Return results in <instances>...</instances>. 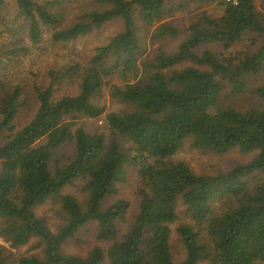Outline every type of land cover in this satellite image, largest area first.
Segmentation results:
<instances>
[{
	"label": "trees",
	"instance_id": "1",
	"mask_svg": "<svg viewBox=\"0 0 264 264\" xmlns=\"http://www.w3.org/2000/svg\"><path fill=\"white\" fill-rule=\"evenodd\" d=\"M12 1L32 46L45 33L69 44L109 23L120 26L87 60L52 70L33 86L38 110L20 130L15 121L29 87L5 84L0 73V134L11 133L0 141V238L14 248L36 241L40 249L18 264H264V83L258 82L264 3ZM209 6L215 15L204 11ZM187 10L196 17L184 30L168 20ZM246 40L245 51L229 53ZM17 44L0 50L11 62L28 51ZM64 82L76 85V93L56 97L54 87ZM101 119L108 137L84 127ZM187 146L252 158L224 173L198 175L176 159ZM131 174L138 213L120 233L130 202H106ZM48 202L57 207L55 230L36 214ZM90 224L107 248L96 246L84 257L65 253L64 244ZM174 232L184 257L175 254ZM0 264H8L1 249Z\"/></svg>",
	"mask_w": 264,
	"mask_h": 264
},
{
	"label": "rangeland",
	"instance_id": "2",
	"mask_svg": "<svg viewBox=\"0 0 264 264\" xmlns=\"http://www.w3.org/2000/svg\"><path fill=\"white\" fill-rule=\"evenodd\" d=\"M91 1L92 0H90V2ZM256 2L259 6L260 3H264V0H256ZM204 11H209V13L215 15V8L213 6L205 8ZM195 17V10L177 11L176 14L168 20L173 21L175 25L184 30V28L189 25L191 19L195 20ZM0 23L3 25L2 28H6L0 35V50H10L20 47L17 43L23 44L28 49L25 53L17 54L13 62L9 60L12 56L0 52V73L2 74V81L11 86L20 84L29 87L21 99L20 112L15 121V129L17 130L29 124L38 110L36 94L32 92L33 86L35 84L40 85L43 78L52 70H60L66 64L72 65V61L76 63L87 60L88 57L93 54L94 47L98 42L105 41L109 35L116 32L120 27L118 23H109L105 25L99 33L69 44H55L52 42L50 34L45 33L42 42L32 46L26 34L21 16L12 0H7L6 5L0 8ZM247 46H249V44L246 40L245 43L233 47L229 53L234 55L240 51H245ZM158 47L159 43L152 45L149 48V54ZM223 50L224 49L221 47H216L215 49L216 53H221ZM258 82L264 83V72L260 76ZM255 84L256 82L253 84V87ZM54 89H56L55 96L57 97L66 94H75L77 86L64 82L62 86H56ZM252 97L253 95L247 96L246 101L249 102ZM104 101L106 102L108 110L112 111L115 109L110 102L108 94ZM84 127L91 133L102 134L108 137L109 132L105 129L104 119L98 121L87 120L84 122ZM10 134L9 132L1 133L0 141L4 142L5 138ZM251 158L252 156H244L237 151H231L222 156L207 154L194 150L189 146L184 148L183 151L176 156L177 160L187 163L192 171L198 175H217L219 173H224L236 165L247 163ZM131 175L127 183L120 189L119 196L112 197L106 202V204H109L118 197H122L130 202L129 213L125 221L119 224L120 233H125L127 231L128 227L133 224L134 218L138 213L140 202L139 189L135 174ZM64 192L76 193V189L68 188ZM56 208L57 207L52 202H48L36 209V214L39 217L45 218L53 230H55V224L59 222L55 213ZM176 235V232H174L172 236V244L176 250L175 254L179 257H184V250L180 247L178 236ZM36 246V241H32L29 245L14 248L9 243H6L3 238H0V249L8 264H18L21 257L38 254L40 249L36 248ZM96 246L106 249L108 244L97 240L96 225L90 224L77 235V241L64 244L63 250L67 254L84 257Z\"/></svg>",
	"mask_w": 264,
	"mask_h": 264
}]
</instances>
